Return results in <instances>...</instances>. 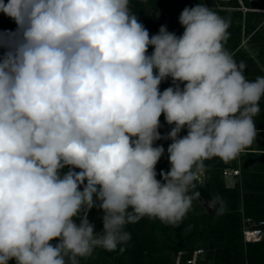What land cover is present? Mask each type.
I'll return each instance as SVG.
<instances>
[{"label":"clouds","instance_id":"1","mask_svg":"<svg viewBox=\"0 0 264 264\" xmlns=\"http://www.w3.org/2000/svg\"><path fill=\"white\" fill-rule=\"evenodd\" d=\"M0 12L17 25L0 33V264H79L145 216L176 224L204 161L257 137L264 76L246 79L205 4L181 12L179 37L161 26L150 38L129 0H0Z\"/></svg>","mask_w":264,"mask_h":264},{"label":"trees","instance_id":"2","mask_svg":"<svg viewBox=\"0 0 264 264\" xmlns=\"http://www.w3.org/2000/svg\"><path fill=\"white\" fill-rule=\"evenodd\" d=\"M174 1L129 0V9L131 13L137 16L138 21H143L146 24L145 28L151 38V36L158 34L161 26H165L159 22L158 12L161 11V19H164L166 9ZM175 3H177L176 7L181 6L182 10L187 7L186 5H189L187 0L186 2L183 0V5L179 1ZM198 3L215 6L214 0H198ZM227 6L235 5L230 2ZM218 12L222 14V19L228 23L227 38L223 41L224 49L228 53L229 50L233 51L232 58L237 64L241 63V58L247 57L249 58L248 61L255 66L256 62L253 57H249V54H246L240 46L242 43L241 34L244 31L249 36V43L264 42V11H247L244 24L243 22L235 23L234 19L237 17L242 18L243 11L226 9ZM1 15L3 18L6 17L2 12ZM6 21L7 25L3 32H7L9 27L11 28L10 32H14L17 28L16 23L14 21L11 23L9 17H6ZM153 51V47L149 46L148 54L150 55ZM259 57L264 64V48L260 50ZM243 64L246 65V63ZM260 73L264 75L261 69ZM159 88L163 87L159 86ZM172 127L174 125H169L164 114H161L158 129L161 136H166ZM187 131L185 127L184 132H180V137L187 135ZM171 142L168 139L154 142V146H163L165 149L156 165V178L158 180H161L159 175L161 171L167 172L170 169L167 148ZM232 161L233 159L226 161L219 157L210 159V164L207 165V168H211L209 170L211 175L208 181L209 188L203 192L195 187L190 190L189 194L193 197L192 204L180 221L176 224H168L157 218L145 216L136 223L128 224L124 230L130 233V239L119 245L114 252L106 251L102 260L107 264H176L177 257L181 253V264H190L189 260L194 258L196 251H199L196 255L195 264H264V241L245 240L241 228V213L237 206L238 192L225 189L222 181V169L231 165ZM248 169L250 170L247 166ZM252 170H257V167ZM64 171H67V169H64ZM75 171L80 170L75 169ZM259 174L250 173L248 176L245 171L244 175L245 178L248 176L247 180L264 181V176ZM215 187L216 189H214ZM229 193L232 194V197ZM227 194L230 196L225 202L224 198ZM201 196L211 199V202L216 205L215 210L208 211L205 209V206L199 201ZM262 211V208L255 209L252 205H249L247 209V213L253 216H258L257 213L260 214ZM103 215L101 209L93 207L88 211L87 218L90 223H95L99 227L103 222ZM75 222L79 224V219H76ZM190 227L194 228L193 231L190 230ZM52 243L55 244L56 241H52ZM121 248L124 250L120 251ZM101 249L100 252H96L99 248L95 249L92 255L88 257L78 258L79 264H88L87 260L90 258L93 261L99 260ZM9 264H15V261H10Z\"/></svg>","mask_w":264,"mask_h":264},{"label":"rangeland","instance_id":"3","mask_svg":"<svg viewBox=\"0 0 264 264\" xmlns=\"http://www.w3.org/2000/svg\"><path fill=\"white\" fill-rule=\"evenodd\" d=\"M169 1L173 0H168V2ZM178 1L181 3V5H183V0H175L172 4L173 6H168L169 8L166 9L164 19H161V11L158 12L157 16L159 22L164 24L169 32L175 33L179 37L183 34L184 27L179 22V17L183 10L181 9V6L176 7L177 3L175 2ZM184 2H186V0H184ZM214 2L215 6H209L207 4L205 5L211 10L215 11L214 13H216L221 18L222 14L218 12L219 10L228 9L243 11L244 15L242 16V18H234L235 23L243 22L244 24L246 20L245 13L247 11H264V0H214ZM230 2H233V5L235 6H227ZM187 3H189V5L186 6L188 8H192L198 5L200 2L198 3V0H187ZM6 17L3 18L0 12V33L3 32V29L7 25ZM10 22H13L11 18ZM139 22L145 27L146 24L143 21ZM10 30L11 28L9 27L7 32H10ZM241 35V48L245 51L246 54H249V57H253L256 62V65L254 66L248 61L249 58H241V62L246 63L244 68V75L248 80H255L257 77L264 76L260 73V69L264 72V64L263 60H261V58L259 57L260 50L264 48V42L262 41L252 44L249 43V36L244 31H242ZM5 51V48L0 47V58L3 57ZM229 54L232 56L233 51L229 50ZM159 86L166 89L168 87H172L173 83L171 77L162 81ZM180 87L183 88L184 84H181ZM259 108V114L254 117V121L258 130L256 139L250 146H247L238 155L237 158L233 159L231 165L226 166L222 169L221 176L225 189L235 190L236 192H238L237 195L239 199L237 200V206L239 207V211L241 213V228L243 230V233L246 229H253L259 226L264 227V181H253L252 179L247 180V177L250 173H260L259 175L264 176V97H262L259 102ZM182 131L184 132V129ZM209 161L210 159L204 161V167L198 172L194 181L195 188L202 192L209 188L208 181L211 177L209 173V170L211 168H207L208 163L210 164ZM247 166L250 168V170H247ZM255 167H257V170H252ZM234 169H237L236 173L234 172ZM226 171H228V173ZM245 171L248 174L246 178L244 175ZM214 189H216V187ZM229 194H227L224 198L226 200L225 202H227V200L229 199ZM199 201L201 204H203V206H205V209H207L208 211L215 210L216 205L211 202V199L201 196L199 197ZM249 205H252V207L255 209L262 208L263 211L260 214L257 213L258 216L250 215L247 213ZM92 224L95 227V231L98 232L103 230V222L99 227H97L95 223ZM193 229L194 228L190 227L191 231H193ZM260 241H264V236L260 239ZM96 252H100V248L99 250H96ZM105 253L106 250L101 249L99 260L93 261L92 258H90L89 260H87L88 264H107L102 260ZM196 253H198V251H196L194 255H196Z\"/></svg>","mask_w":264,"mask_h":264},{"label":"built area","instance_id":"4","mask_svg":"<svg viewBox=\"0 0 264 264\" xmlns=\"http://www.w3.org/2000/svg\"><path fill=\"white\" fill-rule=\"evenodd\" d=\"M166 88H159V91L162 93ZM228 173V171H226ZM233 172V171H232ZM234 172L236 173L237 172V169H234ZM253 234V236H257V240H260L263 236H264V227L263 226H259V227H256V228H253L252 230H250ZM250 231L249 229H246L244 231V236H245V239L247 240L248 238H251V234H250ZM254 236V237H255ZM248 241V240H247ZM199 252V251H198ZM197 255V253H196ZM196 255H194V258L192 260H189V263L190 264H195L196 263ZM181 260V253L178 255L177 257V261H176V264H181L180 262Z\"/></svg>","mask_w":264,"mask_h":264},{"label":"bare ground","instance_id":"5","mask_svg":"<svg viewBox=\"0 0 264 264\" xmlns=\"http://www.w3.org/2000/svg\"><path fill=\"white\" fill-rule=\"evenodd\" d=\"M250 230H252V229H249V231H250ZM250 234H251V238H248V239H247L248 241H254V240H257V239H258L257 236H255V235H254L255 237L253 236V234H252L251 231H250Z\"/></svg>","mask_w":264,"mask_h":264}]
</instances>
